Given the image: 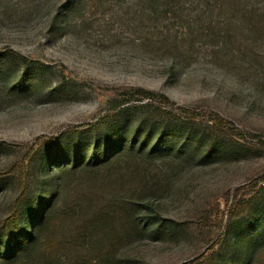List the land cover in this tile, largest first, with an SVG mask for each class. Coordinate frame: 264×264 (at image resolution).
Segmentation results:
<instances>
[{
	"label": "rangeland",
	"instance_id": "rangeland-1",
	"mask_svg": "<svg viewBox=\"0 0 264 264\" xmlns=\"http://www.w3.org/2000/svg\"><path fill=\"white\" fill-rule=\"evenodd\" d=\"M140 90L168 101L146 103ZM119 129L175 137L149 166L125 156L72 170L57 160ZM41 199L67 240L82 238L90 206L141 203L134 236L122 231L96 264L257 258L264 0H0V237L16 211L39 203V214ZM96 237L68 241L75 257L51 241L0 264H95Z\"/></svg>",
	"mask_w": 264,
	"mask_h": 264
},
{
	"label": "trees",
	"instance_id": "trees-1",
	"mask_svg": "<svg viewBox=\"0 0 264 264\" xmlns=\"http://www.w3.org/2000/svg\"><path fill=\"white\" fill-rule=\"evenodd\" d=\"M143 95L141 98L146 103L149 101H158L159 104L168 101L165 95L157 94V99H153L156 94L146 90H140ZM139 131L134 133H126L125 130L119 129L110 137L103 140H95L93 143L86 146V153L80 156L82 151L80 147H77V151L70 158L60 159L62 166L70 167V169H78V167L94 168L97 166H110L115 161L123 159L125 156H131L130 160L135 163L141 161L142 164L149 166V163L154 161L156 157L168 153L171 145L169 144L175 137V132L172 135L167 129H161L157 135L152 139V133L146 134L140 138L138 136ZM182 139L185 143L191 142L192 144L201 145V141L194 139L193 141L188 135L184 134ZM212 155V150L207 148L204 151V157ZM40 203H44L43 209L39 214H36V203L33 207L32 213L24 217L20 216L16 211L9 221H7L3 227L5 230L3 236L0 237V263L2 261H8L13 258L16 253H24L29 249H37L38 247L48 248L51 241L56 245H61L63 248L67 246L68 241L75 243L80 239L88 238L89 230L93 232L97 237L95 243L100 247L99 254L93 259L95 264L104 257H108L112 253L111 248H115L114 245L118 239V235L125 231L129 234V237L134 236L135 232L139 229L137 223H139L138 215L143 208L139 202H128L129 208L121 203L112 202L107 203L106 206L103 202H98L94 206V212L91 215H85L81 218L82 233L81 237H77L74 240L65 239L64 227L60 230L57 229L55 223V217L52 216V204L46 203L45 199H41ZM32 210V209H31ZM63 219H71L65 217ZM119 224L124 228L118 227ZM44 237V239H42ZM87 240V239H86ZM108 249V250H107ZM260 254L255 258L256 254H252L247 264H254L260 260H264V242L259 247ZM35 251V250H34ZM50 251V249H49ZM68 257H75L76 253L80 254V248H72L67 246L64 250ZM37 258V257H36ZM35 258V259H36ZM39 258V257H38ZM40 259V258H39ZM43 259V258H42ZM40 259V260H42ZM28 262L26 264H30Z\"/></svg>",
	"mask_w": 264,
	"mask_h": 264
}]
</instances>
